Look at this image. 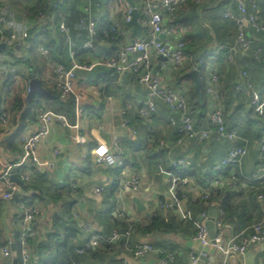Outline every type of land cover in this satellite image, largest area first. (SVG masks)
Here are the masks:
<instances>
[{
	"label": "crops",
	"instance_id": "0c3cea01",
	"mask_svg": "<svg viewBox=\"0 0 264 264\" xmlns=\"http://www.w3.org/2000/svg\"><path fill=\"white\" fill-rule=\"evenodd\" d=\"M99 1L72 2L82 3L81 9L89 14L91 19H101L106 13ZM222 1L206 0L203 5L190 2L183 9L185 10L183 19L196 27L194 46L186 54L187 63L192 64L191 71L196 69L198 59L205 51H216L219 45L233 47L236 42L238 26L234 21L224 17V11L231 4H221ZM257 1L260 5L257 13L264 19V0ZM34 2L35 0H0V8L9 16V26L20 30L29 28L31 23L21 11ZM123 8L125 11L126 5ZM248 32L255 36V42L249 51L236 48L232 55L227 50L220 51L201 67L205 73L206 93L210 74L217 73L220 77L221 97L219 100L214 99L207 93L205 112L204 108L197 104L202 103V99L200 101L197 96L196 100L192 96V90H195L194 81L184 79L180 84H176L173 82L174 79H171L168 82L174 89L188 96L190 113L199 128H209L211 109L221 107L227 128L238 133V138L234 140L218 139L215 135L206 142L183 138L179 133L182 125L180 113L171 111L168 105L162 102L158 103V112L155 115L150 119L143 118L140 108L148 98V88L135 82V72L125 75L120 85L114 80L107 89L108 82L105 80L109 73L107 70L96 67L94 70L77 69L76 94L84 97L82 104L89 109L99 108L105 104V108L99 116L90 115L87 110L81 117L76 111V119L69 118L68 113L65 114L69 126L52 125L48 136L41 144V153H48L52 148L60 147L61 155L50 171L37 170L33 181L28 183L30 187L26 191L27 196L32 202L42 206V215L37 223L39 238L45 240L49 234L54 233L56 217L64 219L60 236L63 235L65 227L77 234V238L71 243L73 248L87 239L88 232L84 230L86 224L93 230L108 235L115 229L122 231L124 225L120 226L122 219L118 213L123 208L129 214L125 220L140 226L139 229H135L132 242H151L160 253L136 259L126 250L123 242L117 241L101 245L80 256L78 264H160L159 256L168 253L174 254L176 264H191L190 253L193 249L199 248V245L193 242L196 233L195 222L202 220L206 223L210 219L211 210L217 211L214 227L216 232L223 235L226 247L232 243L240 244L243 239L250 236L255 225L264 222V199L260 198V195L264 196V160L259 153V141L264 135V120L257 115L252 105L253 92L260 93L264 100V40L250 27ZM145 35L142 33V36ZM100 48L98 47V50ZM104 48L106 46H103ZM10 51L12 56H7L6 65L0 69V87L5 91L4 94L0 93V109L10 106L12 102L9 96L10 78L18 68L23 70L20 60L22 57L26 58L25 53L16 46ZM106 51L107 48L105 53ZM105 53L100 54L96 63L102 60ZM230 56L233 58L230 59ZM153 62L154 70L159 72L164 61L158 56L154 57ZM47 73V80H51L53 73L50 71ZM239 84L248 89L237 91L236 87ZM107 97L112 99L108 100ZM173 117L176 119L175 125L170 123ZM38 127L37 120L27 122L24 128H27V134H34ZM92 129H96L107 140L116 134L122 137L125 169L106 167L95 160L91 150L97 141L91 134L85 135L88 139L87 144L76 148L73 136L77 130L82 134H88ZM23 131L20 133L17 129L13 135L0 140L1 157H8L13 162L22 157L23 144L19 137L15 136L17 133L22 134ZM236 147L247 148L248 155L236 166L218 169L217 165ZM178 159L186 162L183 170L193 175L190 178L199 188L197 190L191 187L180 188L191 193L186 194L182 203L192 212V219L180 218L175 208L159 206V201L171 204L170 177L161 170L170 171ZM124 170L139 173L141 180L137 195L119 190ZM15 176L20 179L19 176ZM217 181H221L222 186L216 185ZM73 185L77 187L75 191L72 190ZM97 186L105 188L101 195L94 193L93 189ZM20 188L25 191V188L21 186ZM205 193H210L209 199L202 198ZM135 197L141 201L144 210L138 209L133 200ZM71 199L77 200L78 203L72 208L73 217L68 216V220L64 213ZM226 199H229L230 206L227 213L222 206V200ZM79 203H84L85 207L80 208ZM204 210H208L209 214L206 220L200 216ZM222 210L224 214L221 213ZM157 215L162 217L171 229L153 234L144 232L145 227L150 224V219ZM17 217V208L12 202L0 201V250L10 241L15 249L16 234L19 233L15 223ZM219 221L222 222L221 226H218ZM52 239L51 243L57 240ZM44 257L45 260L49 259V255L45 254ZM202 257V264H264V241L250 245L244 257L235 251L223 253L215 245L206 248ZM0 264H17V260L12 261L1 256Z\"/></svg>",
	"mask_w": 264,
	"mask_h": 264
},
{
	"label": "built area",
	"instance_id": "2783aa9c",
	"mask_svg": "<svg viewBox=\"0 0 264 264\" xmlns=\"http://www.w3.org/2000/svg\"><path fill=\"white\" fill-rule=\"evenodd\" d=\"M126 9L122 10L120 4L116 2L113 6L112 17L114 22L113 31L116 34H121L126 37V42L122 43L118 50L114 52L113 56L102 57V62L110 68H113L117 74V83H123L125 75L129 72H135V82L146 86L148 88V98L140 108V114L145 119H150L158 112V103L162 102L168 105L171 111L180 113L182 125L179 133L183 138L194 139L199 142H206L215 135L216 138H228L234 140L238 138L236 130H229L226 126L224 113L221 107L212 108L209 113V128H199L195 125L189 108L188 96L181 93L168 84L169 80L174 79L175 75L183 70L187 64V57L184 52L185 38L183 37L184 29L178 30L176 25L170 23L171 15H175L177 11L186 7L190 2L197 5H203L206 0H133L135 8L140 14L139 23L141 25L140 35H134L133 27L130 29H122L120 22H118L119 14L123 18V22L127 25L133 16L132 8L128 0H124ZM222 1V0H221ZM231 2L233 7L228 6L224 11L225 19L234 21L238 26V34L236 42L233 47L227 45H219L216 51H205L198 59L196 69L206 64L208 59H213L220 51H229L231 55L234 49H241L242 51H249L255 40L248 32L250 27L256 34H260L264 40V19L257 13L259 10V3L257 0H224ZM55 3H57L55 1ZM2 11V12H1ZM8 14L0 8V69L6 65L7 54L4 49H13L16 45H26V40L29 35V28L20 30L17 27L9 26ZM44 19V16H41ZM90 39L83 44L84 49L94 47L93 37L96 35V23L88 20ZM60 30L63 31L68 40L70 48V57L72 67L67 68L64 65L53 64L52 67L57 77V86L60 90V98L66 99L71 94H75L77 99V114L79 117L85 112L86 107L82 104L84 97L76 94V85L78 77L77 69L94 70L98 63L81 64L75 58V44L71 38L69 28L60 23ZM55 28V27H54ZM147 34L142 36V31ZM138 33V32H137ZM159 35H164L162 40H159ZM5 45L2 49L1 45ZM261 48L259 52H261ZM40 51L45 56L49 55L48 49L41 47ZM258 52V54H259ZM165 57L166 60L159 72L154 70V57ZM233 56H230L232 59ZM23 60L25 58L22 57ZM9 96L11 97V104L9 107L0 109V140L8 135H13L17 129H21V118L24 110L27 108L28 94L31 88V79L19 68L13 73L10 78ZM103 87H105L103 85ZM250 87V85H249ZM248 88L239 84L236 87L237 91H244ZM207 93L214 99H220V77L217 73L210 74L208 78ZM111 100V97H107ZM21 102V108L16 109L17 104ZM252 105L255 108L257 115L264 120V100H262L260 93L253 92ZM14 111L16 113H14ZM125 115V112L123 113ZM38 130L34 134H27L25 128L23 133L19 136V141L23 144L22 157L18 161H11L8 157L0 156V201L14 202L15 195L21 191L20 186L13 182L10 177L15 174L26 184L33 181L37 170L50 171L61 155V148L54 147L48 153H41V144L48 136L50 127L54 124H59L64 127L69 126L68 118L63 113H56L47 108L41 107L37 113ZM126 121V120H125ZM127 122V121H126ZM172 125L176 124V119H170ZM90 134L96 139L97 144L92 148V153L95 155V160L106 167H119L125 169V161L123 157V139L119 135H114L110 140L101 136L96 129H92ZM182 140V139H181ZM180 140V141H181ZM73 142L76 148L87 144V137L79 130L73 136ZM259 153L264 160V135L259 141ZM248 155V149L245 147H236L232 149L223 161L218 165V169L232 167L240 164ZM186 162L183 159H178L173 163V169L170 171L161 170L170 177L169 194L171 204L165 201H159L161 208H175L179 217L182 219H192V212L183 206L182 199L177 196V190L185 187L191 189H199L191 178H176L174 176L175 169H184ZM264 175V174H263ZM140 175L136 171L124 170L120 179L119 190L131 195H137L140 190ZM216 185L222 186L221 181H217ZM77 187L72 186L75 191ZM94 193L101 195L105 188L97 186ZM203 199H209L210 193L202 195ZM261 199L264 196L260 195ZM18 217L16 224L19 230L20 243V258L23 264H31L32 251L29 245V239H36L39 236L38 220L42 215V206L35 202L20 201L17 206ZM224 214V211H221ZM118 216L120 219H126L129 214L125 209H120ZM203 220L208 219V210H204L200 214ZM196 233L193 242L199 245V248L193 249L190 253L191 264H202L203 251L215 245L223 253L229 254L235 251L241 257H244L250 245L260 244L264 241V222L255 225L254 232L243 239L240 244L232 243L229 247L224 245L223 235L216 232L214 241L210 238V232L207 224L204 221H196ZM222 222H218L221 226ZM130 225L127 230L122 233L115 229L110 235L101 231L93 230L89 224H86L84 230L88 232L87 239L76 246L74 251L79 255L85 254L87 251L100 247L104 244H110L117 241L123 242L126 250L136 259H143L151 254H159V249L151 242L133 243V230ZM18 252L13 249L12 241L0 250L1 256L10 260L18 258ZM160 264H176L174 254L168 253L165 256H159ZM76 264V262H73Z\"/></svg>",
	"mask_w": 264,
	"mask_h": 264
},
{
	"label": "trees",
	"instance_id": "16d2710c",
	"mask_svg": "<svg viewBox=\"0 0 264 264\" xmlns=\"http://www.w3.org/2000/svg\"><path fill=\"white\" fill-rule=\"evenodd\" d=\"M73 0H61L55 3V0H35V2L25 7L21 12L26 15V18L30 21L28 39L26 40V45H16V47L20 48L22 53H25V60L21 59L20 63L23 66L24 73L30 78L38 77L44 88L50 91V93L54 96L53 98H48L40 95H33L27 101V108L25 109L22 117V127L19 129L20 133L23 131L26 123L36 122L37 113L41 107L52 110L56 113H68V117L76 119V107H77V99L74 94H71L66 99L60 98V90L57 86V77L55 71L52 67L53 64L64 65L67 68L72 67V60L70 57V49L67 40L66 34L60 30V23H64L68 28L71 35L72 40L74 41L75 47L74 50L76 52L75 58L81 64H90L95 63L99 57L105 53V57H110L115 51L118 50L119 46L122 43L126 42V37L121 34H116L113 31L114 20L112 17L113 6L116 2H118L122 8L125 5L124 0H100V6L104 9L106 15L101 19H92L96 23L97 32L96 35L92 38L94 42V47L90 49H84L83 44L90 39V32L88 26V20L91 19L90 15L84 13L81 9L82 3H73ZM135 1V0H134ZM223 2V1H222ZM220 2L221 4L231 2ZM259 3V2H258ZM189 5V4H188ZM233 7V4H231ZM185 8V7H184ZM177 11L175 15H171L170 23L176 25L178 30L184 29L183 37L185 38V47L184 52L185 55L189 53V51L194 46L196 27L189 23L188 21L183 19V9ZM260 8V5H259ZM41 16H44V19H41ZM9 19V18H8ZM118 22H120L122 29H130L128 25L123 22V18L121 14H119ZM55 27V28H54ZM141 33L147 34L144 30ZM134 35H140L139 33H133ZM103 46L106 48L103 49ZM44 47L48 49L49 55L45 56L41 53L40 48ZM98 47H101L98 50ZM7 56H12V51L9 49H4ZM11 53V54H10ZM101 54V55H100ZM204 66V65H203ZM201 66V67H203ZM200 67L199 71L202 76V103L197 102V104L204 108V112L206 111V106L208 102L206 88H205V73L204 70ZM96 68H102L103 70H107V78L105 79L108 82L109 89L114 80L117 79V74L113 68H110L102 61H98ZM101 69V70H102ZM192 69V64L187 63L185 68L179 71L173 80L176 84H180L181 80H190L193 79L189 76V72ZM53 73L52 81L46 80L43 76L47 72ZM192 96L197 100V95L195 90H192ZM21 108V102L17 104L16 109L19 110ZM105 108V104L101 107L96 108L93 107L91 109L86 108V110L90 113V115H100ZM85 110V112H86ZM86 115V114H85ZM89 115V116H90ZM87 117V116H86ZM91 117V116H90ZM89 117V118H90ZM87 118V119H89ZM75 122V120H74ZM19 133L16 134L15 138L19 137ZM84 135H90V133ZM174 176L176 178H192L193 175H190L183 169H175ZM25 191H20L15 195L14 204L17 206L20 201H28L32 202L29 196H27L26 191L29 189V184L25 185ZM177 196L179 199H183L186 197V193L184 189L177 190ZM229 199L222 200V206L224 210L229 212L230 206L228 205ZM78 203L77 200L71 199L65 209V215L69 218L73 217L72 208ZM69 220V219H68ZM122 219L120 226H123V230H127L129 226H132L133 233L135 229H139L140 226L131 221H124ZM64 219L61 217L55 218L54 225V233L49 234L48 239L43 240L40 239L39 236L36 239H29V245L32 251V262L31 264H73V262L78 261L80 256L74 251L75 247L71 246V243L74 239L77 238V234L73 230H68V228H63V235L60 236V228L62 227V223ZM171 226L159 215L153 216L150 219V224L145 227L144 232L146 233H158L161 231L170 230ZM119 230V229H118ZM16 245L15 250L18 252L17 264H23L20 258L21 248L19 243V233L16 234ZM52 238H56L57 240L54 243H51ZM49 240V241H46ZM6 244V242H5ZM92 250L87 251L91 252ZM85 253V254H86ZM45 254L49 255V259L45 260ZM44 255V256H43Z\"/></svg>",
	"mask_w": 264,
	"mask_h": 264
},
{
	"label": "water",
	"instance_id": "95a60500",
	"mask_svg": "<svg viewBox=\"0 0 264 264\" xmlns=\"http://www.w3.org/2000/svg\"><path fill=\"white\" fill-rule=\"evenodd\" d=\"M129 5L132 8V20L127 23L128 26H132L133 27V31L134 32H140L141 31V25L139 23V18H140V14L137 11V9L135 8V3L133 0H128ZM165 36L164 35H159V40H162ZM1 48L4 49L5 45H1ZM161 61H165L166 58L165 57H159ZM159 68V67H158ZM189 76L193 79L194 83H195V92L197 94V96L199 97V100L201 101L202 99V93H201V89H202V81H201V73L198 69H193L192 71L189 72ZM33 95H40V96H44V97H53V95L46 89L43 87L40 79L38 77H34L33 79H31V88H30V93L28 94V100L33 96ZM11 179L13 181H15L16 183H18L23 189L25 188V184L24 182L19 179L18 177H16L15 175H12ZM186 194H191L190 192L185 191ZM134 202L136 203L137 207L139 210H144V206L142 205L141 201L138 198H134L133 199ZM79 207L80 208H84L85 204L84 203H79ZM217 216V211L216 210H211L210 211V219L206 222L209 232H210V238L212 239V241H214V237L216 236V231H215V227H214V221L215 218ZM122 233L124 232V230L121 231Z\"/></svg>",
	"mask_w": 264,
	"mask_h": 264
},
{
	"label": "rangeland",
	"instance_id": "374dc122",
	"mask_svg": "<svg viewBox=\"0 0 264 264\" xmlns=\"http://www.w3.org/2000/svg\"><path fill=\"white\" fill-rule=\"evenodd\" d=\"M1 12H2V11H1ZM22 68H23V66H22ZM24 72H25V71H24ZM47 76H48V73H45L43 77L47 80V78H46ZM174 90H176V89H174ZM0 93H1V94H4V93H5V91H4L1 87H0ZM10 98H11V97H10Z\"/></svg>",
	"mask_w": 264,
	"mask_h": 264
}]
</instances>
